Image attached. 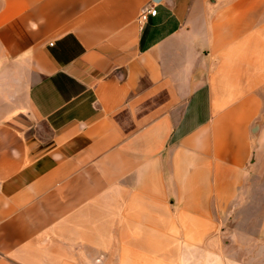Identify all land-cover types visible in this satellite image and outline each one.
I'll return each instance as SVG.
<instances>
[{
    "label": "crops",
    "instance_id": "obj_1",
    "mask_svg": "<svg viewBox=\"0 0 264 264\" xmlns=\"http://www.w3.org/2000/svg\"><path fill=\"white\" fill-rule=\"evenodd\" d=\"M233 231L264 256V0H0V264H260Z\"/></svg>",
    "mask_w": 264,
    "mask_h": 264
},
{
    "label": "rangeland",
    "instance_id": "obj_2",
    "mask_svg": "<svg viewBox=\"0 0 264 264\" xmlns=\"http://www.w3.org/2000/svg\"><path fill=\"white\" fill-rule=\"evenodd\" d=\"M230 237V238H228ZM223 240V244H233L235 250L233 255H229L227 258L229 260H235V261H244V262H249V263H260L264 264V256H247L243 254V246H246V243L242 239H237V236L235 235V232L233 231L229 236L227 235ZM228 239V240H227ZM256 242V241H255ZM257 248V244L255 246Z\"/></svg>",
    "mask_w": 264,
    "mask_h": 264
},
{
    "label": "built area",
    "instance_id": "obj_3",
    "mask_svg": "<svg viewBox=\"0 0 264 264\" xmlns=\"http://www.w3.org/2000/svg\"><path fill=\"white\" fill-rule=\"evenodd\" d=\"M157 15V10L155 7H145L140 13L139 24L143 26L151 17Z\"/></svg>",
    "mask_w": 264,
    "mask_h": 264
}]
</instances>
